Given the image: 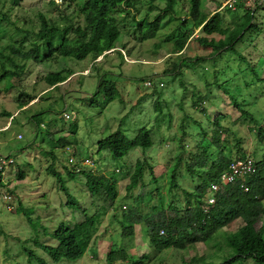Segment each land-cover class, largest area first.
Returning <instances> with one entry per match:
<instances>
[{
	"label": "rangeland",
	"instance_id": "rangeland-1",
	"mask_svg": "<svg viewBox=\"0 0 264 264\" xmlns=\"http://www.w3.org/2000/svg\"><path fill=\"white\" fill-rule=\"evenodd\" d=\"M224 1L200 0V10L204 14H209L211 12L209 9L222 5ZM259 1L250 0L247 5L239 2L243 6L236 5L235 10L222 9L227 19L225 24L231 27V22L234 20L236 26L235 20L251 7L254 10L252 27L245 32L234 49H225L212 58H203L209 55L211 49L201 46L195 39L187 43L181 55L169 54L170 44H162L159 49L154 48V43L161 41L174 30L178 19L187 18V1H180L171 15L162 11L163 0H151V7L148 0H138L140 12L136 13V17L139 18L143 11H147L149 19L159 14L158 28L153 38L142 41L129 35L131 33L120 35L117 44L118 47L125 45L121 52L123 56L125 54L123 59L126 60L120 63V58L115 52L95 61L88 56L83 60L60 57L58 62H35L29 56L28 49L37 37L21 29H36L38 12L56 16L58 10L45 0H0V49L12 45L27 52L28 58L25 61L26 67L20 87L15 86L16 80L10 79L13 87L5 91L8 79L0 83V128L10 121L8 113H14L15 116L7 128L0 129V155H9L14 159L13 164L4 168L0 179V264H38L35 258L29 259L25 250H32L47 264H106L104 256L108 250L104 249L110 245L111 240L114 242L112 247L126 246L127 253L135 254L133 255L135 259L143 253H149L151 256L154 249L149 244L146 226L141 223L133 237L124 238L118 234L119 230H116L119 224L112 219V213L119 217L122 211L127 210L128 203H133L124 197L126 180L122 177H125L127 166L144 155L150 161L152 159L161 193L165 201L170 200L168 184L177 146V140L173 137L182 136L183 130L189 132L193 118L190 119L188 116L201 119L205 124L218 114H227L225 122L223 121L229 129L224 135L227 139L224 152L239 155L235 144L238 140L244 154L249 153L255 160L260 157L264 142L259 140L253 131L259 126L264 127V0ZM84 2L85 0H66L59 10L70 14L73 10L79 9ZM67 3L69 5L66 8ZM130 25L128 22V26ZM195 34L197 30L193 34L194 37ZM198 35L203 36L199 32ZM213 36L219 37L216 34ZM38 41L43 53L44 42L37 39ZM179 57H200L202 60L199 63L188 62L181 68L183 81L174 74H162L170 58L177 61ZM63 67L72 70L74 74L57 89L49 88L42 77ZM103 69L111 70L109 73L105 72V77L115 81L119 90L118 96L107 104L104 95L95 96L90 102L87 99L95 91L98 83L97 74ZM119 72L127 77L121 78ZM146 79H150L153 85L144 84ZM180 81L185 82V88L180 86ZM206 81L208 85L212 83L211 86L206 87ZM159 82L163 83V87H159ZM19 92H25L35 98L26 107L19 108L17 102ZM224 92H228L231 98L239 102L240 107L251 115L255 124L240 116ZM203 94L208 95L205 113L193 108L192 104ZM63 113L69 114L70 119H65ZM169 113L173 116L170 128L166 121ZM161 114L166 115L164 119ZM119 126L122 133L131 141L135 139L140 128L147 129L148 135L141 130L140 136L143 137L139 139L140 146L122 158H115L108 151L96 152V142ZM248 126L251 130L247 129ZM46 128L51 130V135H48ZM72 129L74 131L71 132ZM59 137H64L69 142L68 147L74 151L76 157L71 155L76 160L91 158L93 163L87 169H93L94 173H103L111 179L118 180L117 209L101 217L96 233L99 234L98 240L108 232H111V237H107L108 243L98 241L100 257L93 252L97 257L94 259L92 258L94 250L89 247L77 260L61 259L55 262L36 245L37 242L55 244L51 233L60 222L73 224L81 216L77 207H86L88 211L93 212L99 203L97 197L87 191L81 176L76 174L70 179L66 176L63 164L68 165L67 159L70 154L65 148L54 147ZM48 151L54 152V161L49 159ZM49 164H53V168L65 178L62 183L64 189L57 184L56 177L51 171L47 172L46 167ZM19 171L23 172V177L18 174ZM189 185H191L189 180L182 179L180 187L187 188ZM155 186L149 183L136 192L149 198L148 191ZM172 192L178 193L177 200L181 204L184 203L185 196L180 189ZM5 193L10 194L9 200L4 199ZM66 194L70 195L73 203L66 204ZM262 203L264 207V200ZM240 224L237 220L225 227L222 232L232 231ZM261 225L264 237V214L256 228ZM220 249L226 250V246L224 234L218 231L204 243L197 242L190 249L169 248L160 252L154 251L156 255L150 260H145L143 264H182L185 258L188 259L193 254L205 256L199 261L201 264L206 262L217 264L223 259L217 257L223 252ZM230 251L231 255L234 254L232 249ZM232 264L264 263L249 258Z\"/></svg>",
	"mask_w": 264,
	"mask_h": 264
},
{
	"label": "trees",
	"instance_id": "trees-1",
	"mask_svg": "<svg viewBox=\"0 0 264 264\" xmlns=\"http://www.w3.org/2000/svg\"><path fill=\"white\" fill-rule=\"evenodd\" d=\"M137 1L85 0L79 9L73 10L70 14L59 10V7L65 4L66 0L61 5L48 2L59 13L54 16L38 12V26L36 29H21L37 37L31 42L28 54L35 62H58L57 60L60 57L83 60L88 56H91L95 61L99 56L104 59L110 52H115L120 58V63H122L125 59H123L124 56L121 51L125 45L122 44V47H118L117 42L120 35L131 33L129 35H133L141 41L153 38L160 20L159 14L155 15L153 19H149L147 11H143L139 18L136 17V13L140 12ZM180 1L183 0H163L164 8L162 11L172 15ZM185 1L188 2L187 18L178 19L174 30L167 34L165 38H162L161 41L154 43V48L159 49L160 46L170 44L169 54L177 55L178 53V55H181L187 43L191 39H195L201 46L211 49L209 55L203 58H212V56L225 49H234V46L242 40L245 32L252 27L251 21L254 15L251 7L247 8L243 15L237 18L236 26L233 20L230 27L225 24L227 19L222 13L223 8L220 9L221 4L212 13L204 14L200 10V0ZM68 5L69 3L66 4V8ZM148 5L149 7L152 6L151 0H148ZM237 6L241 7L243 5L237 3ZM230 17L233 18V16ZM128 22L131 23L130 26H128ZM197 29L203 36H193ZM214 34L219 37L215 38ZM37 39L44 42V46L42 45L44 48L43 53H41V44H39V41L37 42ZM21 57L25 59L22 60ZM199 58L179 57L177 61L170 58L171 60L162 74H174L183 81L181 68L187 65L188 62H202ZM27 60V52L15 46L8 45V47L0 49V83L4 79H8V86L4 88L5 91H9L13 87L10 79L16 80L15 86L20 87L26 67L25 61ZM110 71L106 69H103L101 73L99 71L95 91L87 100L92 102L95 96L104 95L107 104L118 96L119 90L115 85V81L105 77L106 73ZM72 74H74L72 70L63 67L46 73L42 80L49 88L57 89ZM118 75L121 78L127 77L120 72ZM146 81H150L153 85L150 79H146L144 84H146ZM182 81H180V86L185 88L186 84ZM205 84L206 87H209L212 83L208 85V81H206ZM158 85L163 87L162 82H159ZM224 93L233 102V106L238 110L240 116L244 119L246 117L251 123L254 122L255 124L254 119L245 109L240 107L239 102L231 98L227 94L228 92ZM34 98L35 96L19 92L17 97L19 108L26 107ZM197 98V101L192 103L193 108H198L205 113V102L208 95H199ZM7 115L10 121L14 120L15 116L13 114L8 113ZM161 115L163 119L166 116L165 114ZM227 116L225 113L218 114L211 121L207 120L205 124L201 119L188 116L190 119L193 118L191 126H189V132L183 130L182 136H180L182 138L173 137L177 140V146L168 184L170 200L165 201L161 193L158 186L159 179H157L154 172L155 165L152 159L150 161L143 154L144 156L138 157L135 162L127 166L125 177H122L126 180L124 197L125 199L129 198L133 203H128L127 210L122 211L119 217L117 214L112 213V219L119 224L116 230H119L120 236L124 238L133 237L135 226L143 223L146 226L149 244L157 252V250L169 248L177 250L190 249L195 243H204L218 231H221L224 234L226 250L220 249L223 252L219 256L215 254L219 259L223 257L221 261L216 260L218 261L217 264H232L235 261L249 258L264 263L262 225L256 228L258 221L264 214L262 203L264 200V145L260 157L256 159V174L245 180L248 186L247 191L242 190L238 184H230L217 194L214 205H210L206 200L210 184L217 181L219 175L227 168L229 161L235 156L228 153V151L224 152L227 141L224 135L229 131L224 123ZM68 119H70V115ZM172 120L173 116L169 113L166 120L168 128H170ZM181 126L183 127V124ZM254 129L253 131L256 132L259 140L264 142V127L259 126ZM46 130L48 135L52 134L50 129L46 128ZM141 130L144 134H147V129L140 128L135 139L131 141L122 133L119 126L115 131L96 142V152L108 151L113 157L122 158L129 151L140 146L139 139L143 137L140 136ZM72 131L74 130L72 129ZM68 143L64 137H59L54 143L56 148H68L67 151L70 154L67 159L68 165L63 164L66 176L69 179L76 174L81 176L84 179L87 191L92 196L97 197L99 203L93 212L88 211L86 207H77L81 216L73 224L60 222L51 233L55 244L36 243L43 253L55 262L61 259L77 260L81 258L90 247L92 240L98 237L96 234L98 232L97 225L101 217L110 211H115L117 204H119L116 203L119 197L118 180L111 179L103 173H94L93 169H87L91 166L79 165V161L84 158L76 160V155L68 147ZM235 144L239 150L238 156H244V149H242L240 142L236 140ZM143 149H147V147H143ZM47 153L49 159L54 161V152L48 151ZM70 157H73L78 164L70 163ZM77 168H80V170H77ZM46 170L47 172L51 171L56 177L57 184L59 183L61 188L64 189L62 183H64L65 178L53 168V164H49ZM1 173L0 171V179L2 177ZM18 174L21 177L24 176L21 171ZM182 179L191 182L189 188L180 187ZM149 183L156 185L154 189L148 191L149 198L146 193V196H144L136 192ZM178 189L185 196L182 204L177 200L178 193L172 192ZM68 203H73V201L70 199V195L66 194V204ZM236 219H240L242 224L232 231L222 232L225 227ZM161 230H163V234H160ZM113 244L114 242L106 252V264H113L119 260L126 261L128 264H143L145 260H150L151 257L155 256V252L153 256H150L149 253H143L135 259L133 257L135 254L127 253L126 246L112 247ZM229 248L234 251V254L231 255ZM25 251L29 259L35 258L38 264H47L43 258L35 255L32 250ZM130 257L132 260L129 259ZM203 257L205 256H202V254H193L188 259L181 260V262L201 264L199 261ZM202 264L216 263L206 262Z\"/></svg>",
	"mask_w": 264,
	"mask_h": 264
},
{
	"label": "built area",
	"instance_id": "built-area-1",
	"mask_svg": "<svg viewBox=\"0 0 264 264\" xmlns=\"http://www.w3.org/2000/svg\"><path fill=\"white\" fill-rule=\"evenodd\" d=\"M46 2H53L54 4L61 5L64 0H45ZM239 2H243V5H247L250 0H225L224 3L221 5V8H228L231 10L236 9V5ZM111 51V50H110ZM108 51V52H110ZM99 56L98 58H100ZM125 57V54H124ZM147 86H151L150 81H146ZM162 85V84H160ZM63 116L65 119L69 118V114L63 113ZM18 137H20L18 135ZM67 151L68 148H65ZM70 163L78 164V162L75 161L73 157L69 158ZM14 163V159H12L9 155L3 156L0 155V171L3 172L4 168L8 165H11ZM92 165V161L89 158H84L83 160L79 161V165ZM77 170H80V168H77ZM257 172V165L255 159L249 155L246 154L244 156H235L233 157L229 163L227 168L219 175L217 181H214L209 186V193L206 197L207 202L210 205H214L217 200V194L220 193V191L227 185L230 184H238L240 188L244 191L248 190V186L245 183V180L252 175L256 174ZM4 199L9 200L11 198L9 193L4 194ZM161 234H163V230L160 231ZM113 264H127L126 261H117Z\"/></svg>",
	"mask_w": 264,
	"mask_h": 264
},
{
	"label": "crops",
	"instance_id": "crops-1",
	"mask_svg": "<svg viewBox=\"0 0 264 264\" xmlns=\"http://www.w3.org/2000/svg\"><path fill=\"white\" fill-rule=\"evenodd\" d=\"M259 2H262V0H260ZM215 8L216 7H214V8H211V9H209L211 12L210 13H212L214 10H215ZM254 11V10H253ZM209 13V14H210ZM235 21H237V19L235 20ZM196 31V30H195ZM198 32H199V30L197 29V34H195L196 36L198 35ZM237 44H239V42L237 43ZM236 44V45H237ZM236 45L234 46V48L236 47ZM110 53H112V52H110ZM109 53V54H110ZM9 121V120H8ZM10 123V121L9 122H7L6 123V125L5 126H3V127H1L0 129H4V128H7L8 127V124ZM247 129L248 130H251V128H249V126L247 127ZM246 154H249V153H246ZM246 154H244V155H246ZM250 155V154H249ZM235 156H237V155H235ZM234 156V157H235ZM240 221V223L242 224V222H241V220L240 219H236V220H234L233 222H231V224L232 223H234V222H236V221ZM138 225H140V224H138ZM138 225H136L135 226V233L137 232L136 231V229H137V227H138ZM118 234H119V232H118ZM120 235V234H119ZM97 238L96 239H93L92 240V242H91V244H90V249H93L94 251H92V254H93V252L98 256V257H100V252H99V250H100V248H98V246H99V244H98V241L100 240H98V238H99V234H97ZM107 237L108 238H110L111 237V232H108V233H106L105 235L103 234L102 236H100V238H101V240L99 241V242H103V243H106L107 242ZM110 240V239H109ZM110 242V245L112 244V240L111 241H109ZM116 242V241H115ZM108 243V242H107ZM110 245L107 247V248H105L104 250H108L109 249V247H110ZM166 250H168V249H166ZM157 252H160V251H157ZM152 253H154V251L152 252ZM131 254H133V253H131ZM94 255V254H93ZM152 256H153V254H151ZM155 255H156V253H155ZM154 257V256H153ZM152 257V258H153ZM92 258L94 259V258H97L95 255L94 256H92ZM104 258H105V256H104Z\"/></svg>",
	"mask_w": 264,
	"mask_h": 264
},
{
	"label": "clouds",
	"instance_id": "clouds-1",
	"mask_svg": "<svg viewBox=\"0 0 264 264\" xmlns=\"http://www.w3.org/2000/svg\"><path fill=\"white\" fill-rule=\"evenodd\" d=\"M100 59H101V57H100ZM13 116H14V113H13ZM9 120H10V118H9ZM238 156V155H237ZM253 157V156H252ZM92 161V160H91ZM256 161V160H255ZM93 163V162H92ZM91 166V165H90ZM164 233V232H163ZM161 234V233H160ZM120 261V260H119ZM115 262H117V261H115ZM127 264H128V262H127Z\"/></svg>",
	"mask_w": 264,
	"mask_h": 264
}]
</instances>
